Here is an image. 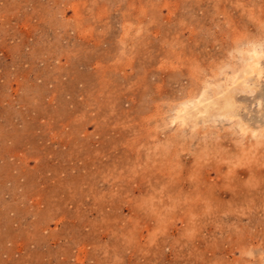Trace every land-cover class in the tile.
Segmentation results:
<instances>
[{
	"label": "rangeland",
	"instance_id": "rangeland-1",
	"mask_svg": "<svg viewBox=\"0 0 264 264\" xmlns=\"http://www.w3.org/2000/svg\"><path fill=\"white\" fill-rule=\"evenodd\" d=\"M0 264H264V0H0Z\"/></svg>",
	"mask_w": 264,
	"mask_h": 264
},
{
	"label": "bare ground",
	"instance_id": "bare-ground-1",
	"mask_svg": "<svg viewBox=\"0 0 264 264\" xmlns=\"http://www.w3.org/2000/svg\"><path fill=\"white\" fill-rule=\"evenodd\" d=\"M248 57L249 59L247 60V64L249 67V72H252V71H257L259 72V69H258V58H259V52L257 49H255V47H251L249 49V52H248ZM236 77V76H235ZM234 79V78H233ZM240 129H243V126L240 125ZM242 131V130H241ZM257 131V130H256ZM254 133V132H253ZM257 136V135H256Z\"/></svg>",
	"mask_w": 264,
	"mask_h": 264
}]
</instances>
